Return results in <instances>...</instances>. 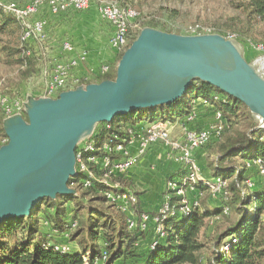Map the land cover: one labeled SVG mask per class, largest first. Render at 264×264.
<instances>
[{
    "label": "trees",
    "instance_id": "obj_1",
    "mask_svg": "<svg viewBox=\"0 0 264 264\" xmlns=\"http://www.w3.org/2000/svg\"><path fill=\"white\" fill-rule=\"evenodd\" d=\"M243 3L249 20L264 23V0H243ZM137 23L140 28L147 25ZM9 25L17 27L18 23L0 8V33ZM136 37V33L131 35L129 30L127 46L116 54V63ZM17 53L23 57L18 63L33 68L31 58L26 57L21 49ZM28 74L31 73L25 72V77ZM114 79L115 69L109 71L108 68L106 73L94 77L92 81L98 84ZM90 83L80 81L78 86ZM214 97H217L218 101H214ZM194 100L201 102L202 106L203 100L210 101V106L203 107L212 110L214 116L219 112L222 118L226 119L229 126L223 136L229 128L232 130L220 138L221 141L216 144L214 150L216 154L213 160L208 161L207 167L213 177L227 182L225 197L230 208L228 216L234 213L236 219L216 236L206 264H264L263 178L257 171V176L261 177V184L253 191H246L244 183L254 174L245 176L246 168L239 169L230 165L237 157L249 162L260 159L264 165V130L256 127L254 116L243 103L205 82L193 80L186 93L173 103L136 110L114 118L109 124L117 130L120 127L118 122L134 125L142 120L149 123L186 120L193 112ZM5 119L6 117L0 113V140H8L4 130ZM110 181L124 188L128 186L122 178L111 177ZM201 187L200 183L195 186L199 189H202ZM105 189L100 184L90 189H82L77 185L72 188L73 194L43 200L30 216L6 220L0 224V264H96L98 261L102 264H203L202 252L206 245L201 242L200 234L210 220L228 218L223 215L222 208L211 210L205 200H201L198 206L186 215L175 218L171 217L176 214L166 216L160 222L163 237L157 236L153 248L149 246L140 254V249L136 248L135 243L143 234L136 235L127 229L124 214L102 194ZM173 197L168 199L169 204L177 202L173 201ZM69 202L74 204L71 221L77 222L76 228L69 235V241L75 242L79 251L60 253L49 246L47 237L39 232L38 225L42 213L40 206L45 205L46 212L53 210L52 218L46 214L44 219L48 225L50 223L52 229L61 232L65 225L62 220L65 214L63 207ZM251 210L252 212H249ZM103 252L106 253L104 258Z\"/></svg>",
    "mask_w": 264,
    "mask_h": 264
},
{
    "label": "water",
    "instance_id": "obj_2",
    "mask_svg": "<svg viewBox=\"0 0 264 264\" xmlns=\"http://www.w3.org/2000/svg\"><path fill=\"white\" fill-rule=\"evenodd\" d=\"M264 72V70H263ZM205 82L243 103L264 129V76L219 35L177 36L143 29L117 63L115 79L30 100L4 130L0 147V224L30 216L45 199L73 194L77 142L97 123L169 105L190 82Z\"/></svg>",
    "mask_w": 264,
    "mask_h": 264
},
{
    "label": "rangeland",
    "instance_id": "obj_3",
    "mask_svg": "<svg viewBox=\"0 0 264 264\" xmlns=\"http://www.w3.org/2000/svg\"><path fill=\"white\" fill-rule=\"evenodd\" d=\"M99 2H114L121 7L134 10L138 14L137 22L147 24L146 27L140 28L136 22L135 26L131 27V35L136 33L137 37L143 29L148 28L177 36L195 37L219 35L224 39L233 38L235 39L234 44L243 60L247 64L252 65L255 71H258L264 76V72L262 71L264 70V61L260 63V58L264 56V52L257 51L264 47V23L251 19L249 20L247 18L243 6V0H92L91 6L87 11L69 15L70 18L68 19H74L75 21L73 25H71L70 21L69 24H67V18L58 19V22L60 23L59 25L64 21L66 22L64 28H61V31L59 30V27L48 29L47 33L50 38L46 43H30L31 55L29 58H31V61L33 62V68L27 67L24 63H18L19 60L23 58L17 53L18 50L21 49L19 41L20 27L18 25H16L17 27L9 25L5 27L4 32L0 33V96L6 97L9 102H20L21 105H23L24 110V113L20 115L7 117L5 119L6 124H13L18 116H20L23 121L28 122L25 113L26 106L29 104L30 100H36L40 97L49 79V74L54 67L53 61L55 58L64 59L63 53L59 50L60 44L63 40L69 41V39L72 40L75 37L84 40L86 44L84 45V48L89 47L87 51H90L91 57H99V54L97 53L101 51L102 61L100 62L99 69L107 66L109 71L115 69L116 73V52L110 49L108 44L111 32L109 35L110 30H108V25L106 24L105 26L97 15V6ZM46 17L48 21L53 19L47 15ZM52 40L57 44L55 48L58 50V55L55 53L48 55L47 51L46 53L44 52L43 55H38L36 51L39 49L47 48L48 51L52 50L48 47V44L51 46ZM82 51L86 52L87 58V51ZM78 54L76 56H78ZM25 72H30L31 74H28L25 77ZM92 80L93 77H87L85 79H79L78 82L90 81V84H97L93 83ZM78 82H73L72 86H68V90L71 91L86 86H78ZM254 121L256 127H259L260 121L256 117H254ZM230 131L232 132V130ZM6 141L8 140H0V145L5 146ZM211 144L208 149H205L208 155L206 158L207 163L208 161L213 160V156L216 154L215 151L209 152V150H211ZM237 161L238 158L233 159L232 162H230V165L239 169L246 168L247 173L245 176L254 174V176L248 179L253 183V186L250 189V191H253L261 184V177L259 176V178L256 173L258 171L257 167L253 163H250L249 167H247L241 163L238 164ZM181 170L184 171V176L181 179L176 180V183L183 180L186 175L189 174V171L194 172L192 166H181ZM172 179L166 181L168 193L166 194L164 201H167L171 196H174L173 201H183L185 203V190L183 198H178L174 194L176 192H171L168 183ZM197 180L199 181V179ZM68 188L72 189L69 187V183ZM210 197L213 198L211 195ZM63 208L65 214L62 216V220L65 224H69L71 219H73L74 204L72 202L66 203ZM40 210L42 213L38 225L39 232L46 236L51 243L65 244L70 247V241L64 243L65 240L59 238L61 232H55L52 227L49 226L50 223L49 225L45 224L44 218L46 214L50 215L52 218L53 210H48L46 212L45 205H41ZM249 212H252V210ZM235 219L236 216L232 213L228 218H220L217 220L212 219L208 222V225H206L204 231L200 234L201 242L206 245V249L202 252L203 264H206V259L210 256V251L213 249V243L216 236L230 226Z\"/></svg>",
    "mask_w": 264,
    "mask_h": 264
},
{
    "label": "built area",
    "instance_id": "obj_4",
    "mask_svg": "<svg viewBox=\"0 0 264 264\" xmlns=\"http://www.w3.org/2000/svg\"><path fill=\"white\" fill-rule=\"evenodd\" d=\"M91 3L92 0H29L21 5L16 1L0 0V8L3 13L10 15L17 21L21 30L19 38L21 51L26 57H29L31 55L30 43L44 44L49 39L46 29L48 21L46 15L53 18L63 14L73 15L74 13L85 12L90 8ZM97 15L102 22L107 23L112 28V35L108 44L110 49L118 54L127 46L128 32L131 27L135 26L134 23L138 19V14L130 8L121 7L114 2H99ZM225 40L235 42L233 38H225ZM60 49L64 54L67 53L71 57L64 63L54 65L39 98L56 99L60 93L67 91L70 72L79 62L86 59V52L84 51L73 57L74 47L67 40L61 42ZM257 51L264 52V47ZM260 60L262 63L264 56ZM107 71V66L100 68V74ZM199 105L202 106L201 102ZM196 106L194 103L190 119L181 120L182 133L175 139L170 138L167 125H153L151 123L140 134H136L132 127L120 126L114 130L109 123H97L90 133L84 135L75 146L74 176L70 179L69 187L74 188L80 185L82 189H90L99 184L104 186L106 189L102 194L109 203H112L124 214L127 229L136 235L145 233L149 222H153L157 216H166L165 201L154 215L139 213L136 195L130 190L112 183L110 178H120L134 165L135 158L126 152L125 147L135 137H138L140 154H143L147 148L156 143H164L169 146L171 155L181 166H192V168L199 170L198 164L193 158L194 151L202 148L208 149L212 136L225 133L229 123L225 118H218L212 114L211 123L203 129L197 127L198 111ZM0 111L6 118L24 113L23 105L20 102H9L6 97L1 96ZM210 111L212 112V110ZM213 199L220 201L221 208L226 212L230 211L228 202L223 199L220 185L214 187ZM185 205H192L193 207V201L186 198ZM45 224H47L46 221ZM76 226V221L65 224L60 236L69 241V235ZM153 233L155 241L151 243V248L157 242V231H154V228ZM48 245L60 253L69 252V247L65 244H54L48 241ZM105 256L106 253L103 252V258Z\"/></svg>",
    "mask_w": 264,
    "mask_h": 264
},
{
    "label": "crops",
    "instance_id": "obj_5",
    "mask_svg": "<svg viewBox=\"0 0 264 264\" xmlns=\"http://www.w3.org/2000/svg\"><path fill=\"white\" fill-rule=\"evenodd\" d=\"M16 1L19 4L23 5L27 3L29 0H11ZM68 19L69 14H63L60 17H53L52 20L47 21V30L52 28H58L61 31V28H64L66 22L69 24V21L71 25L75 22L74 19H68L66 22L62 21L61 25L58 22V19ZM103 24L106 26L107 23ZM108 25V24H107ZM61 26V27H60ZM109 35L111 32L112 35V28L108 25ZM59 33V32H58ZM109 37V36H108ZM50 38V37H49ZM72 39V38H71ZM69 42L74 46V53L73 57H75L80 51L82 50H88V48H84L85 41L81 40L80 38L77 39L76 37L72 40L69 39ZM55 46L57 44L52 40L51 46L48 44V47H50L52 50L48 51L47 48L39 49L36 52L38 55L42 54L47 51V54H57V51ZM61 51V49H59ZM62 52V51H61ZM63 53V52H62ZM97 54H99V57H91L90 51H87V58L86 61L83 60L79 62V64L70 72L69 82L67 83V86H72L73 82H78L79 79L87 78V77H96L100 75V62L102 61V55L101 51H99ZM64 59L55 58L53 61V64L58 63H64L68 58H70V55L67 53H63ZM99 70V72H98ZM98 72V73H97ZM195 101V100H194ZM193 103V102H192ZM191 103V108L193 107ZM197 106L198 116L196 119V125L197 127L203 129L205 128L209 123L212 121V112L208 108H204L203 106L199 105V102H194ZM193 103V105H194ZM180 120H175L173 122H154L153 125H167V128L170 132V138L175 139L178 138L181 133V122ZM118 124L122 127H132L135 130L136 134H140V132L147 128L151 123L147 121H139L136 122L134 125L130 124H123L121 122H118ZM230 129V128H229ZM227 134V133H226ZM226 134L223 136L225 137ZM229 134V133H228ZM222 137V138H223ZM220 140L216 138V136H212V144L210 146L211 150L209 152L214 151L216 144L219 143ZM126 152L135 158L134 165L127 170V172L123 176L118 177L122 178L128 183V186L125 187L126 189L133 192L138 201V211L139 213H146V214H155L161 205L163 204V201L167 194V188H166V181L169 179H181L184 176V171L181 170V165L177 162V160L171 155L170 148L167 144L164 143H156L149 148H147L143 154L139 153V142L138 137H135L132 142L126 145L125 147ZM206 152V153H205ZM193 157L196 159V162L198 164L199 170L197 168H194V172L197 175V178L199 179V183L202 186V189L195 188L194 190L187 189L185 191V197L189 201L197 200L200 202L201 200H205V203L207 207L211 210L220 209L221 203L220 201L213 199L210 197V193L205 187V184L207 182H212L215 177H213L210 173L209 168L207 167V161L206 158L208 157L207 151L205 149L196 150L193 153ZM238 161L237 163H241L242 165H245L246 163H249V161L245 159H241L240 157H237ZM234 158V159H237ZM249 171V170H248ZM201 172V174H200ZM247 173V171H246ZM229 183V181H228ZM184 197V196H183ZM182 197V198H183ZM213 197V196H212ZM180 217V214L175 215L174 217ZM153 222L148 223V229L145 233H143L142 237L139 238V240L135 243L136 248H139V253L142 254L153 242L155 239V235L153 233ZM60 239H63L62 236H59ZM64 240V239H63ZM67 242V240L64 241V243ZM76 243L73 241H70L69 249L73 252H78L79 248ZM74 245V246H72ZM72 246V247H71ZM96 264H102L101 261H98Z\"/></svg>",
    "mask_w": 264,
    "mask_h": 264
},
{
    "label": "bare ground",
    "instance_id": "obj_6",
    "mask_svg": "<svg viewBox=\"0 0 264 264\" xmlns=\"http://www.w3.org/2000/svg\"><path fill=\"white\" fill-rule=\"evenodd\" d=\"M263 68H264V64H263ZM213 100L214 101H218V98L214 97ZM209 102L206 101V100H203V106H206V107L210 106L211 104ZM190 115L186 118V120L190 119ZM215 116H217L218 118H222V116H221V114L219 112H217L215 114ZM258 128L263 129V127H261V125ZM223 134L224 133H221L220 135H217L216 138L220 139L223 136ZM250 163H253L257 167L258 172L262 176L263 181H264V165L262 164L261 160L260 159H255V160H252L249 163H246L245 165L247 167H249ZM197 179L198 178H197L196 173L189 171V174L183 180H181V182H177L176 183V181L174 179H172L171 181H169L168 186H169L171 192H176L175 193L176 197L182 198L184 196V190L186 191L188 188L191 189V190L195 189V186L199 183V181ZM188 183H190L189 186L187 185ZM177 184H180V185H177ZM218 185H220V189H221V191L223 193V199H224V201H226L227 200V198L225 197V188H226V185H227L226 181H224L222 179H219V178H216L212 182H207L205 184V187L208 189V191L210 192L211 196L214 197V187H217ZM244 186H245V190L248 191V190H250L252 188L253 183L250 180H246L245 183H244ZM197 206H198V201L197 200L193 202V207H192V205H185V203L183 201L181 203H179V204H175V203L174 204H169V200H167V201H165V215L166 216H173L175 214L176 215L177 214L186 215V214L190 213L191 211H193ZM223 215L224 216H228L229 215V211L226 212V210L223 209ZM166 216H157L156 218L153 219L154 229H155V231H157V236L159 238L163 237V230H162L160 222L162 220H164V218ZM154 245L155 244H153V246ZM227 248H228V246H227Z\"/></svg>",
    "mask_w": 264,
    "mask_h": 264
}]
</instances>
